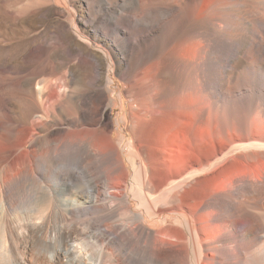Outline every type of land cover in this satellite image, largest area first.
Returning <instances> with one entry per match:
<instances>
[{
    "label": "bare ground",
    "instance_id": "bare-ground-1",
    "mask_svg": "<svg viewBox=\"0 0 264 264\" xmlns=\"http://www.w3.org/2000/svg\"><path fill=\"white\" fill-rule=\"evenodd\" d=\"M56 1L0 0V264H264V0Z\"/></svg>",
    "mask_w": 264,
    "mask_h": 264
},
{
    "label": "rangeland",
    "instance_id": "rangeland-1",
    "mask_svg": "<svg viewBox=\"0 0 264 264\" xmlns=\"http://www.w3.org/2000/svg\"><path fill=\"white\" fill-rule=\"evenodd\" d=\"M56 5L58 7H60L61 9H71V5H70V1L69 0H57L56 1ZM113 88L116 87V92L114 93V95L117 97L118 99V105H119V109H115L114 112H113V117L115 119V122H116V127H117V122L118 121H122L123 120V117L125 115V109H121V105H120V100H119V91H120V88L117 87V84H113L112 85ZM115 137L117 140H122L123 136H124V139L122 140L124 144L128 143V135H125V133H123V131L121 129L119 130H115V133H114ZM123 148V147H122ZM128 151V150H127ZM148 225H150L152 228H156L157 227V224H155L153 221H148Z\"/></svg>",
    "mask_w": 264,
    "mask_h": 264
}]
</instances>
